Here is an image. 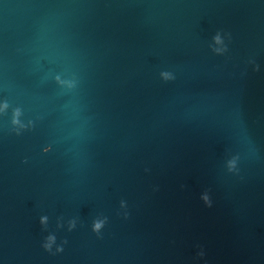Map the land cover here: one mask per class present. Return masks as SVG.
I'll list each match as a JSON object with an SVG mask.
<instances>
[{
	"label": "water",
	"instance_id": "water-1",
	"mask_svg": "<svg viewBox=\"0 0 264 264\" xmlns=\"http://www.w3.org/2000/svg\"><path fill=\"white\" fill-rule=\"evenodd\" d=\"M0 264H264V0H0Z\"/></svg>",
	"mask_w": 264,
	"mask_h": 264
},
{
	"label": "clouds",
	"instance_id": "clouds-1",
	"mask_svg": "<svg viewBox=\"0 0 264 264\" xmlns=\"http://www.w3.org/2000/svg\"><path fill=\"white\" fill-rule=\"evenodd\" d=\"M208 206H210V203L208 204ZM95 228H99V225H95ZM49 239H51V238H49Z\"/></svg>",
	"mask_w": 264,
	"mask_h": 264
}]
</instances>
